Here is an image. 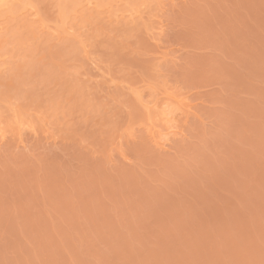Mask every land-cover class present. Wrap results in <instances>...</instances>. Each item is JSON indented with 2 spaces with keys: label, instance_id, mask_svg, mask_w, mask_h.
Here are the masks:
<instances>
[{
  "label": "rangeland",
  "instance_id": "rangeland-1",
  "mask_svg": "<svg viewBox=\"0 0 264 264\" xmlns=\"http://www.w3.org/2000/svg\"><path fill=\"white\" fill-rule=\"evenodd\" d=\"M9 1L0 264H264V0Z\"/></svg>",
  "mask_w": 264,
  "mask_h": 264
},
{
  "label": "bare ground",
  "instance_id": "bare-ground-1",
  "mask_svg": "<svg viewBox=\"0 0 264 264\" xmlns=\"http://www.w3.org/2000/svg\"><path fill=\"white\" fill-rule=\"evenodd\" d=\"M70 1H71V0H70ZM72 1H73V3H74V0H72ZM9 2H10L9 0H0V12L3 11V10L9 5ZM99 2H101V0H99ZM68 3H69V4H70V3L73 4L72 2H69V1H68ZM68 7H69V5H68ZM70 7H71V6H70ZM63 9H64V8H63ZM164 110H165V109H164ZM170 111H171V110H170ZM166 113H167V112L162 111V115H164L165 117H168L169 115H168V116L165 115ZM168 114H169V113H168ZM162 115H161V116H162ZM162 117H163V116H162ZM165 117H164V118H165ZM168 118H169V117H168ZM165 120H166V119H165ZM167 128H168V127H167ZM167 128H166V129H167ZM162 133H163V132H162ZM164 133H165V132H164ZM160 134H161V131H160ZM162 135H163V134H162Z\"/></svg>",
  "mask_w": 264,
  "mask_h": 264
}]
</instances>
